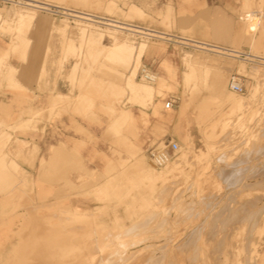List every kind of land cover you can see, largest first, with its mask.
Instances as JSON below:
<instances>
[{"label": "rangeland", "instance_id": "1", "mask_svg": "<svg viewBox=\"0 0 264 264\" xmlns=\"http://www.w3.org/2000/svg\"><path fill=\"white\" fill-rule=\"evenodd\" d=\"M40 1L98 17L0 4V216L29 235L0 264H264V0H231L239 57L176 38L213 41L173 0L165 17L159 0ZM137 106L146 140L128 144ZM168 140L174 168L150 176Z\"/></svg>", "mask_w": 264, "mask_h": 264}, {"label": "bare ground", "instance_id": "2", "mask_svg": "<svg viewBox=\"0 0 264 264\" xmlns=\"http://www.w3.org/2000/svg\"><path fill=\"white\" fill-rule=\"evenodd\" d=\"M32 2H27L26 5H29V6H32V7H37V8H47L49 9L51 6H53V4L51 3H48V2H44V1H40V0H30ZM69 10L71 11H74L76 12L79 16V17H82V18H85V19H91V17H85V16H82L81 14H84V15H87V16H95V17H98L96 15H93L91 13H87L83 10H79V9H70L68 8ZM259 13V12H258ZM262 15V14H261ZM103 18V17H101ZM104 19V18H103ZM107 19V18H106ZM104 19V20H106ZM259 17L256 16V14L252 13V12H245L243 14V16L241 17V20L245 23V27H244V32L243 33H247V37L248 36L252 37L255 32L257 31L258 27H259ZM109 19H107L108 21ZM116 21V20H114ZM116 22H119V21H116ZM115 22V24H116ZM122 22V21H120ZM119 22V23H120ZM124 24V22L122 23ZM232 24V22H231ZM87 25V24H86ZM132 25V24H131ZM89 26V25H87ZM135 26V25H133ZM142 28V29H145L147 31H151V32H156V33H163V32H160V31H156V30H151V29H147V28H144L142 26H136L135 28ZM232 27L230 25L229 28L225 29L224 32L222 33L223 36L224 35H227L228 36V39L230 41V47H226L223 45L222 41L224 40V38L222 37V34H221V37L220 38H213V41H202V40H199V39H195V38H191V37H185V36H178V35H174L176 38H180L182 40H189V41H192V42H195V43H199V44H202V45H197L194 44L193 46H195L196 48H199V49H204V50H209V51H214V52H219V53H227L228 55L230 56H234V57H239L237 54L239 53H243V51H241L238 47H237V43L239 42V39L242 37L241 33H237L235 37H233V33H232ZM154 34V33H153ZM264 34V33H263ZM244 36V35H243ZM169 37H172L173 36H170ZM207 37V36H206ZM211 37V36H210ZM176 38H174V40L176 41ZM253 38V37H252ZM208 39V37H207ZM226 39V38H225ZM252 40V39H251ZM178 41V40H177ZM180 41V40H179ZM241 41V39H240ZM174 42V41H173ZM185 42V41H184ZM221 44H220V43ZM253 42V41H252ZM180 43H183L180 41ZM186 45V44H185ZM187 46H190V45H187ZM256 51V50H255ZM248 56H255V57H260V56H256V55H253L251 53H246ZM201 58V57H200ZM203 58V56H202ZM201 58V61L203 60ZM207 58V57H205ZM204 58V59H205ZM225 59V58H223ZM213 60V59H212ZM204 62L206 60H203ZM207 62V61H206ZM237 63V62H236ZM132 65V64H131ZM131 67V66H130ZM224 67V66H223ZM131 69V68H130ZM242 69H245L244 67H242ZM149 75H152L153 76V80H155V76L149 72ZM158 80V79H157ZM138 82V81H137ZM160 82V81H159ZM235 82H236V79H235ZM147 84V83H146ZM149 84V83H148ZM136 85V84H135ZM140 85V84H139ZM145 85V84H144ZM147 86V85H146ZM150 86V85H149ZM141 89H143L142 86H140ZM139 87V89H140ZM152 88V86H151ZM140 89V90H141ZM148 90V89H147ZM181 120V117L177 118V123ZM177 132V131H176ZM244 132L241 133V135H243ZM177 134V133H176ZM240 137H244V136H240ZM158 148V147H157ZM143 158V157H142ZM145 158V157H144ZM147 159V158H146ZM144 161V159H143ZM145 164L144 165V168L148 171V173L150 174V176H157L158 178L160 177H165L169 174V172L174 168V163L173 160L171 159L162 169L161 171V168L159 170V167H157L153 161H150V162H144ZM209 175V174H208ZM118 206V205H117ZM118 216V215H116ZM22 224H21V221L17 218H13V219H6L4 216H0V259L3 261L7 258V256H9L10 252L13 250V242H17L18 240H25L28 238L29 235H27V233L25 231H20V229L22 228ZM19 243V241H18ZM21 243V242H20ZM15 249V248H14ZM239 250V249H238ZM252 251V250H251ZM254 252V251H253ZM234 253V252H233ZM243 254V253H242ZM251 254V253H250ZM231 255L233 256L234 254L231 253ZM245 255V253L243 254ZM216 256V255H215ZM230 256V255H229ZM236 256V255H235ZM249 256V255H248ZM240 257H242L240 255ZM236 258V257H235ZM245 258H246V255H245ZM217 259V258H216ZM234 259V258H233ZM240 259V258H239ZM243 259V258H241ZM249 259H251V257H249ZM256 260V259H255ZM254 260V261H255ZM217 261V260H216ZM240 261V260H239ZM246 261V260H245ZM251 261V260H250ZM254 261H252L254 264ZM235 262H236V259H235ZM238 262V261H237ZM241 262V261H240ZM239 262V263H240ZM248 262V261H247ZM237 263V264H239ZM243 263V261H242ZM5 264H9V263H5ZM19 264H27L25 263L24 260L21 261V263ZM219 264V262H218ZM241 264V263H240Z\"/></svg>", "mask_w": 264, "mask_h": 264}, {"label": "crops", "instance_id": "3", "mask_svg": "<svg viewBox=\"0 0 264 264\" xmlns=\"http://www.w3.org/2000/svg\"><path fill=\"white\" fill-rule=\"evenodd\" d=\"M174 2V6H175V9L176 11H182L184 10L185 11V15L183 16H180L181 19L183 20H188L191 27L195 28V31L197 33H199L200 35H204L205 37L206 36H211L213 38H220L221 37V34L224 32L225 29H227L229 26H230V22H232V19H233V14H232V11H231V8H232V1L231 0H198V2L192 6V7H189V11H188V7H183L181 8L180 6V3H181V0H173ZM204 4H207L208 5V8L210 9L209 13H205V15L202 17L201 16V6H203ZM135 7H137V9L140 11L139 14H136V15H140L143 10L142 8H140L139 6L137 5H134ZM229 7V8H228ZM168 8H169V0H159V12L162 13V17H165L167 16V13H168ZM187 12V13H186ZM219 16H225V23L224 24H221V25H214V19H216L217 17ZM179 18V16H178ZM179 18V19H180ZM138 25V24H137ZM233 22L231 24V26H233ZM209 27V29L203 31V29ZM239 32V28H235V26L232 27V33H233V37L236 36V34ZM222 37L224 38V40L222 41L223 44H229L230 41L228 39V36L227 35H224L222 34ZM226 38V39H225ZM25 65H23L24 67ZM30 66V64H29ZM32 78L35 80L36 76L35 75H32ZM32 80V82L34 81ZM9 97L10 95L7 94L6 96H3L2 98L5 99L8 103L11 101L9 100ZM1 104V103H0ZM5 106H9L8 104L5 103ZM13 107H15V105H12ZM1 107V105H0ZM30 105H23V108H29ZM141 108L139 106L135 107V111H134V115L137 117L135 119V127H134V131L137 133V135L139 136V138L136 140V139H132V138H129V143H132V142H139L141 143L143 140L145 141V137H143L141 135L142 133V126L141 125H138V117H141ZM25 120H27V118H25ZM106 120V118H105ZM152 120V119H151ZM107 121V120H106ZM98 136L101 135V134H97ZM47 139H51V137H47ZM151 139H148L146 144H149ZM110 140L108 139V141H105L104 143V140H102L101 143H99V145L95 148L96 152H100L102 150H104L106 148V145L108 144ZM53 142H49V144H47V148L49 147V145H51ZM39 147L41 148V151L42 149L44 150L46 148V144H44V142H39ZM44 153V152H43ZM89 153H91V149L89 148ZM44 155L47 157L51 156V152H47V153H44ZM41 156H39L40 158ZM39 160V159H38ZM100 163V161H98ZM39 166V161H37L35 163V166ZM29 169V168H28Z\"/></svg>", "mask_w": 264, "mask_h": 264}, {"label": "built area", "instance_id": "4", "mask_svg": "<svg viewBox=\"0 0 264 264\" xmlns=\"http://www.w3.org/2000/svg\"><path fill=\"white\" fill-rule=\"evenodd\" d=\"M25 0H0V4H4V5H8V4H19V5H23V2ZM45 11H48L49 13H51L53 16H55L56 18H69V19H75L77 18V13H75L74 11H71L69 9L66 8H61L58 6H51L48 10L45 9ZM188 47V46H186ZM142 75L143 77L148 80V81H152L153 80V76L149 75V69L148 68H143L142 69ZM153 75L154 72H151ZM232 87L234 90L238 91V92H242L243 89L242 87H240V85H238L237 83H233L232 82ZM174 103L173 102H168L166 107L169 108H173ZM179 150V145L172 141V140H168L167 144H165V146L160 149L157 150L155 152L151 153V160L153 161V163L161 168L164 167L172 158L174 153H176Z\"/></svg>", "mask_w": 264, "mask_h": 264}]
</instances>
